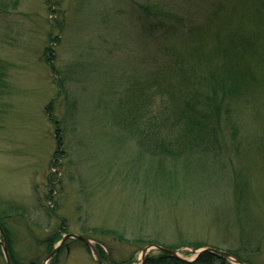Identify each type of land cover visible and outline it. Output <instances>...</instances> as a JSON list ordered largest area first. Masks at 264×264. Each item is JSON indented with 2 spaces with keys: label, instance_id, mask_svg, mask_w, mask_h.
<instances>
[{
  "label": "rangeland",
  "instance_id": "374dc122",
  "mask_svg": "<svg viewBox=\"0 0 264 264\" xmlns=\"http://www.w3.org/2000/svg\"><path fill=\"white\" fill-rule=\"evenodd\" d=\"M220 1L150 0L148 15L145 0H0V221L19 264H42L61 225L53 248L65 234L90 237L115 264H141L150 244L264 264V49L258 85L222 120L215 157L160 162L110 115L155 52L143 40L156 39L151 22L204 27ZM244 2L255 4L235 0L233 15ZM198 41L217 44L212 33ZM48 264L99 263L69 239Z\"/></svg>",
  "mask_w": 264,
  "mask_h": 264
},
{
  "label": "trees",
  "instance_id": "16d2710c",
  "mask_svg": "<svg viewBox=\"0 0 264 264\" xmlns=\"http://www.w3.org/2000/svg\"><path fill=\"white\" fill-rule=\"evenodd\" d=\"M145 1L143 10L154 14L150 0ZM210 1L203 0L204 6L210 5ZM234 1L221 0L218 6H212L204 27L194 23V18L189 22L183 17L151 22L152 37L156 39H143L147 48L155 52L145 51L137 79L123 92L124 98L117 101L119 104L110 115L114 125L129 133L142 152L160 162H178L196 155L215 157L222 148V120L231 114L235 101L249 95L258 85L255 66L264 49V0H255V4L244 2L250 8L233 15ZM210 33L216 45L209 47L198 41ZM170 34H180L181 42L175 44ZM0 225L8 241V230L1 221ZM61 230L65 231L63 225L48 240V255L61 237ZM97 247L100 257L107 260L104 248ZM227 252L243 261L240 255ZM9 253L13 264H19L10 249ZM145 264L232 263L212 252H205L192 263L160 252L148 255Z\"/></svg>",
  "mask_w": 264,
  "mask_h": 264
},
{
  "label": "water",
  "instance_id": "95a60500",
  "mask_svg": "<svg viewBox=\"0 0 264 264\" xmlns=\"http://www.w3.org/2000/svg\"><path fill=\"white\" fill-rule=\"evenodd\" d=\"M0 236L2 237V239L0 238V245L2 247L3 250V255L6 261V264H13L12 258L10 256L9 253V248H8V242H7V236L5 231L3 230L2 226L0 225ZM69 239H76L79 240L83 243H85L92 251V253L95 255L97 261L100 264H104L99 256L98 250L96 248V246L94 245V243H99L98 241L90 238V237H86V236H81V235H77L74 233H69L63 236L62 240L58 243V245L53 249V251L51 252V254L45 259V261L42 264H48L50 260H52L56 254L60 251L61 247L63 246V244L69 240ZM100 244V243H99ZM152 249H157L160 252L166 253L172 257L181 259L185 262H194L196 261L202 254H204L205 252H212L214 254H217L221 257L226 258L228 261H230L232 264H245L243 263L240 259H238L236 256H234L233 254L227 252V251H223V250H219V249H214V248H210V247H204L202 249L199 250H193L194 253V257L192 259H186L180 256V250H173V249H168L166 247H163L161 245L158 244H150L148 246H146L143 250H142V254H141V264H145V260L148 256V254L150 253V251ZM109 264H115L113 259L110 257V261Z\"/></svg>",
  "mask_w": 264,
  "mask_h": 264
},
{
  "label": "flooded vegetation",
  "instance_id": "af4514ba",
  "mask_svg": "<svg viewBox=\"0 0 264 264\" xmlns=\"http://www.w3.org/2000/svg\"><path fill=\"white\" fill-rule=\"evenodd\" d=\"M100 246V245H99ZM99 251V250H98ZM100 254V253H99ZM109 258H108V263H109V261H110V255L108 256ZM102 259V258H101ZM102 261H103V263L105 264V262H107V260H103L102 259Z\"/></svg>",
  "mask_w": 264,
  "mask_h": 264
},
{
  "label": "bare ground",
  "instance_id": "6f19581e",
  "mask_svg": "<svg viewBox=\"0 0 264 264\" xmlns=\"http://www.w3.org/2000/svg\"><path fill=\"white\" fill-rule=\"evenodd\" d=\"M195 262V261H194ZM190 263H192V262H190Z\"/></svg>",
  "mask_w": 264,
  "mask_h": 264
}]
</instances>
